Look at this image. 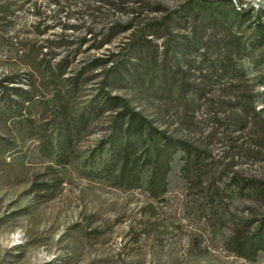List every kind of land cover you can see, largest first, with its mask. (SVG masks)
<instances>
[{"label":"rangeland","instance_id":"374dc122","mask_svg":"<svg viewBox=\"0 0 264 264\" xmlns=\"http://www.w3.org/2000/svg\"><path fill=\"white\" fill-rule=\"evenodd\" d=\"M118 2L116 8L103 3L101 14L87 16L91 0H0V264H264V251L252 260L237 253L239 242L264 214V146L257 145V132L240 134L234 153L219 143L211 145L210 174L202 185L185 182L173 166L169 189L159 199L146 191V174L133 187L117 185L120 160L85 168L113 114L92 111L102 102L101 76L94 77L87 65L128 47L132 29H123L125 25L130 23L137 35L140 28L157 26L170 16L173 26L166 37L193 38L194 24L209 6L215 18L233 24L232 30L196 29L200 40L187 64H213L221 55L216 50L201 55L200 46L207 39H230L239 44L231 64L260 83L264 0ZM87 29L111 42L91 47L97 39L91 40ZM148 38L140 53L150 57L155 49L160 64L162 39ZM187 76L194 87L198 73L192 69ZM151 81L141 87L111 85L105 91L124 99L167 135L193 139L206 133L200 111L188 114L200 131H174L176 89L174 95L154 92L147 87ZM152 82L156 86L161 79ZM13 88L27 91L29 98L19 109L9 108L3 99L16 100ZM258 91L264 92V83ZM258 100L259 107L264 105V93ZM138 140L130 136L131 144L137 141L131 158L153 144ZM242 183L262 191H239Z\"/></svg>","mask_w":264,"mask_h":264},{"label":"trees","instance_id":"16d2710c","mask_svg":"<svg viewBox=\"0 0 264 264\" xmlns=\"http://www.w3.org/2000/svg\"><path fill=\"white\" fill-rule=\"evenodd\" d=\"M103 3L109 8H116L119 2L118 0H91V5L87 4V13L90 11L91 14L87 16L98 12L101 14ZM238 9L241 10V8ZM198 15L196 14L195 18ZM232 25L228 24L224 17L215 18L209 6L205 7L200 23L194 24L193 38L186 36L176 38L173 35L166 37L164 33L173 26V18L170 16L164 18L157 26L140 28L137 35V30H134L130 23L125 25L123 29H132L128 47L120 48L113 58L112 56L104 59L94 58L87 65V71L92 72L94 77L101 76L98 96L102 98V102L94 104L91 107L92 111L111 110L113 114L108 122L107 133L94 149L98 156L95 157L93 152L85 168L94 170L106 164L114 165L117 160H120L114 176L116 184L133 187L141 181L143 174H146V191L151 198L159 199L169 189L173 166H177L178 173L185 182L195 185L203 184L210 174L208 149L211 145L219 143L229 147L234 153L239 147L238 136L242 133L249 135L255 131L258 133L257 145L263 147L264 105L259 107L258 97L264 92H259L258 88L264 80L256 83L248 77L245 69L237 64H231L232 55L239 50V44L236 46L230 39H207L200 46L203 49L201 55L208 54L210 50H216L215 54L221 55L220 58L213 60V64H187L190 52L197 47L200 40L199 36H196V29L206 30L210 27L213 30L221 28L231 31ZM87 35L91 37V40H96L98 37L92 34L90 29H87ZM149 36L162 39L160 64L155 59V49L152 50L150 57L140 53V50L149 42ZM110 42V37L101 36L97 39V44L91 47L100 49ZM233 45H235L234 49L231 48ZM132 59H136L137 62L133 63ZM192 69L199 75L194 87H191L192 84L188 82L187 76ZM63 71L64 69H60V74H63ZM156 78H160L161 82L154 86L152 81ZM149 79L152 81L147 87H152L154 92L174 95L173 91L176 89L174 101L178 104L175 109L177 119L174 131L186 130L193 133L200 131V125L195 124L188 117L190 111H200L204 115L203 122L207 125L206 133H199L198 137L193 139L167 135L161 130L154 129L149 121L129 107L124 99L108 96L105 91L106 87L111 85L136 84L141 87ZM1 86L0 82V88L3 89L4 87ZM13 89L16 100L3 99L9 108L19 109L23 107L22 101L29 100L27 91ZM190 93L194 94L193 98H189ZM154 132L157 133L156 138H153ZM233 133L236 136H231ZM133 135L139 137L138 141L141 145H145V142L153 144L147 145L148 148L142 156L131 158V154L134 153L132 148L137 144V141L132 144L130 142V136ZM177 152L180 154L173 165ZM245 189L251 192L262 191L261 187L252 183L238 185L239 191ZM237 251L239 256L248 260L254 259L257 253L264 251V214L257 220L249 236L239 242Z\"/></svg>","mask_w":264,"mask_h":264}]
</instances>
